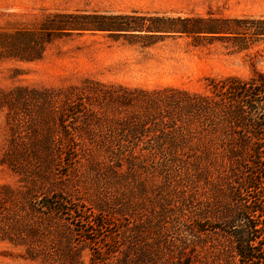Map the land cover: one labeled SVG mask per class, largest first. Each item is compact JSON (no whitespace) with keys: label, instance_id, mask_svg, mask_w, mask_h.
Returning a JSON list of instances; mask_svg holds the SVG:
<instances>
[{"label":"rangeland","instance_id":"374dc122","mask_svg":"<svg viewBox=\"0 0 264 264\" xmlns=\"http://www.w3.org/2000/svg\"><path fill=\"white\" fill-rule=\"evenodd\" d=\"M68 13L89 16L92 23L104 16L112 28L126 23L166 31H72L43 41L38 59L0 56L5 103L0 107V264H72L58 256L69 254L70 244L81 251L74 264H91L82 229L68 213L104 198L122 209L128 224L131 217L144 220L151 211L164 212L158 237L165 258L212 264L213 250L228 240L223 211L234 213L236 195L244 204L264 201V162L229 159L227 130L206 131L197 122L160 123L155 106L145 111L149 96L133 90L207 92V79L264 71V38L252 34L253 21L264 19V0H0V51L13 40L25 49L24 32L40 35L48 16ZM160 97L184 99L172 90ZM66 108L73 112L61 123ZM150 114L135 135L121 126L130 117ZM63 125L74 132L69 130L60 154L49 145V135ZM168 143L182 146L175 153L156 150ZM110 147H122L127 159L132 155L140 162L131 168L128 162L116 164L106 151ZM7 151L15 159L10 158L11 167L1 162ZM250 171L257 172L258 189L243 187L238 193L239 177ZM51 195L67 201L62 213L42 207ZM14 205L25 219L23 227H34V237L21 231L24 240L6 226L1 230L3 215ZM188 223H204L205 230H190ZM31 246L49 258L41 252L36 259L26 257Z\"/></svg>","mask_w":264,"mask_h":264},{"label":"trees","instance_id":"16d2710c","mask_svg":"<svg viewBox=\"0 0 264 264\" xmlns=\"http://www.w3.org/2000/svg\"><path fill=\"white\" fill-rule=\"evenodd\" d=\"M99 20L88 21L89 16L81 14H53L48 16L40 25V28L45 31L40 35H34L31 32H24L29 38L21 41L25 45V49L19 47V43L15 40L10 42L8 46H2L0 56L24 59L27 61L40 58L42 52V42L48 41L53 36L70 33L72 31H147V32H164L162 28H149L145 25L135 27H125L126 23H119L118 27L112 28L105 22L104 16H99ZM122 17H116L121 19ZM125 18V17H124ZM129 18L132 19L130 16ZM255 24L252 29V34L264 38V19L254 20ZM124 25V26H123ZM183 31H187V27H182ZM12 39H16L15 34H12ZM40 37V41L33 38ZM207 92H189L178 88H164L158 90L147 91L144 89H135L142 94L149 96L148 100H144V108L147 113L148 109L155 106L154 111H161L158 114L160 123L180 122L181 124H189L197 122L201 128L206 131H229L231 141L227 143L228 158L233 160H251L252 163L264 162V71L254 69L248 78H240L235 75L226 76L220 79H207ZM129 91V89H126ZM174 91L176 94L182 95L183 100H167L160 97L164 91ZM122 99V96L118 97ZM3 99V98H2ZM0 98V107L5 105ZM124 106L129 103L119 102ZM8 104V103H7ZM9 108L12 107L8 104ZM61 123L66 122V117L73 112V109H63ZM151 114L144 115L140 119L136 116L130 117L123 121L121 126L124 129L129 128L133 135L140 132V127L147 124ZM64 126V125H63ZM55 131L56 137L50 134V142L55 146L60 154L64 153V149L68 145L66 140H69V130L74 132V129H66V125ZM222 138V137H221ZM227 138V137H226ZM229 138V137H228ZM49 140V139H48ZM15 144L11 142L9 151L15 152ZM182 145L176 143H168L166 146L157 145L156 150H166L170 153H175ZM143 149H148L147 145ZM192 149V148H191ZM194 149V148H193ZM196 149V148H195ZM122 147H110L106 149L116 164L128 162L130 168L140 162L138 157L130 155L129 159L124 154ZM199 150V149H198ZM210 153L212 149L207 148ZM11 159H14L12 154L5 152L1 162L7 166L11 165ZM190 164V163H189ZM179 166H181L179 164ZM237 170V169H236ZM245 177H239L240 188L243 187L249 190H257L258 180L257 172H245ZM235 192V191H234ZM28 204L32 207L31 201L28 199ZM67 201L61 195H51L43 199L42 207L48 210L49 213H62ZM71 205V203H70ZM73 214L68 213L75 221V227L80 226L82 236H80L85 246L89 249V261L91 264H190V259L185 257L182 261H171L163 255V243L161 237V229L164 228L162 218L164 212L155 215V211H151L144 220L131 217L132 221L128 224L123 217L122 209L117 207L110 199L104 198L97 203H92L88 207L72 208ZM234 213L227 209L223 211L226 229H222L228 238L225 244L216 247L213 250L214 257L212 264H264V201L257 199L248 204L240 201L236 195L234 202ZM70 211V210H68ZM67 211V212H68ZM155 215L154 219L152 217ZM4 216L5 225L11 230V235L26 239L20 233L30 232L31 237L36 235L32 225L23 227L22 222L25 220L17 213V207L14 205L7 208ZM119 216V218H117ZM129 216V215H128ZM182 222V221H181ZM190 230L198 233L205 229L204 223H188ZM23 227V228H22ZM28 227V229H27ZM218 227V226H217ZM215 227H213L214 229ZM5 234H10L4 231ZM77 246L72 244L67 247L71 259H67L65 254L62 256L64 261L69 263H77V259L81 256V251L76 249ZM167 248V247H165ZM42 250V251H41ZM44 249H36L33 246L29 248L31 253L26 254V257L36 259L39 252L42 253V258L47 259L50 253L43 251ZM35 252V253H34ZM170 252V251H169ZM213 256V254H212ZM172 255L170 256V258ZM67 260H66V259ZM200 263H203L201 261Z\"/></svg>","mask_w":264,"mask_h":264}]
</instances>
